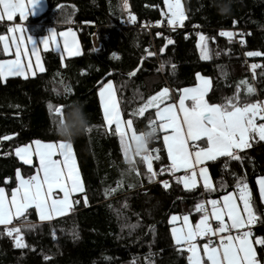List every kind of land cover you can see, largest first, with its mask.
I'll return each instance as SVG.
<instances>
[{
  "label": "trees",
  "instance_id": "1",
  "mask_svg": "<svg viewBox=\"0 0 264 264\" xmlns=\"http://www.w3.org/2000/svg\"><path fill=\"white\" fill-rule=\"evenodd\" d=\"M45 1L46 10L27 19L28 31L41 37L50 27L75 28L82 53L65 58L56 50H47L42 54L43 72L0 79V137H10L0 139V187L9 191L15 188L17 169L27 178L35 172L36 167L18 160L16 147L35 140H64L55 132L58 116L54 108L63 106V120H70L75 102L84 106L88 117L87 128L71 141L85 192L73 196V202L79 203H73L68 215L49 222H39L35 208L27 210V222L34 227L22 230L24 248L15 247L13 237L0 226V264H188V253L178 251L172 239L170 217L189 214L195 224L200 219L195 205L233 192L240 176H246L257 208L264 210L256 183L259 176H264V141L258 136L250 140V147L238 152L242 161L225 156L208 163L217 189L208 194L202 185L186 190L168 172L161 174V168L170 161L163 132L159 131V139L148 146L155 150L153 156H159L152 161L157 176L150 182L146 164L139 156L134 159L140 175L129 173L119 136L113 126H106L98 95L100 87L113 81L122 117L125 121L133 119L137 132L156 119V110L148 108L143 116L135 117L133 110L164 87L170 89L171 96L166 102H175L179 90L196 85L197 74L212 80L205 97L209 103H223L244 80L255 91L246 94V86L241 85V100L264 101V56L245 55L249 51L264 52V0H183L186 19L175 31L162 16L163 0H128V12L123 0ZM127 15L136 17L130 27L124 24ZM65 16L67 22H61ZM145 24L153 28L148 30ZM11 26L0 21V35H7ZM221 30L235 35L229 40L220 35ZM160 31L164 36L156 35ZM198 33L208 38L209 59L201 58ZM165 37L174 41L165 54L145 59L148 52L160 53L167 42ZM11 57L0 43V59ZM143 59L136 76L123 75L133 72ZM253 64L260 66L255 69V78L250 67ZM161 180L169 182L168 189ZM106 189L116 190L106 196ZM22 219L17 218L14 226ZM252 231L254 236H264V223L254 224ZM256 247L257 259L264 264V247Z\"/></svg>",
  "mask_w": 264,
  "mask_h": 264
},
{
  "label": "snow or ice",
  "instance_id": "2",
  "mask_svg": "<svg viewBox=\"0 0 264 264\" xmlns=\"http://www.w3.org/2000/svg\"><path fill=\"white\" fill-rule=\"evenodd\" d=\"M27 3L31 6L30 12H26L25 0H0V20H4L6 17L8 21H11L18 15L21 21H25L29 15L33 14L38 0H27ZM163 3L167 11L162 12V16L167 18L166 22L169 28L175 31L176 27L182 26L186 19L181 0H163ZM59 7L57 5V8ZM124 7L127 8V0L124 2ZM135 20L136 17L130 15L129 22ZM160 23L161 21H156L157 25ZM233 23L235 24L236 21ZM8 32L12 34L11 41L9 42L6 36L0 35V43L3 44L5 53H9L14 47L15 58L0 59V79L7 76H26L29 73L35 75L31 56H35V68L43 72L44 67L37 54L39 46L33 45L32 37L29 34L25 37L24 33L27 32V29L24 24L17 23L9 27ZM156 35L162 34L158 32ZM220 35L231 40L235 33L221 30ZM198 36L197 47L200 49L201 58L209 59L208 38L202 33H198ZM60 40L63 41L64 50L69 56L79 54L76 36L70 27L59 33L55 28L50 29L48 35L40 41V45L47 49L50 44L58 45ZM165 40L168 44L173 43L169 37H165ZM26 44H31L30 52L26 50ZM163 51L164 48H161L160 52ZM148 55L152 56L154 53L148 52ZM245 55L260 57L264 56V52L249 51ZM26 58L27 63H25ZM250 67L254 73L253 78H255V69L260 66L253 64ZM134 75L135 70L128 73L129 77ZM197 78L201 81L200 84L179 90L181 95L178 109L175 103L166 102L171 99V96L170 89L164 87L155 95L148 97L147 101L138 109L133 110L132 116H143L146 109L154 108L156 119L149 120L147 129L156 133L163 130L166 133L163 136V143L170 160L168 166L161 168V174L168 172L186 190L196 189L197 177H199L203 181L205 192L211 194L217 189L212 184L207 169L202 166L203 162L215 160L220 156L242 161L243 157L236 150L250 147L249 141L256 136L260 141H264V101L248 103L241 100L239 95L241 85L246 86V94L255 91L244 80L237 85L236 93L231 97H225L223 103H209L205 99L209 90V82L199 74H197ZM98 95L106 124L114 125V131L119 136L129 173L136 172L137 175H140L136 168L137 162L134 159L139 156L141 161L146 164V175L151 182L157 176V173L153 171L152 161L159 159V156H153L152 151L155 150H150L149 147L144 151L138 150L135 154L130 155L128 146L134 139L138 143L144 132H137L134 129L133 119L129 118L126 121L122 119L121 109L111 80L99 88ZM186 101H190V104H186ZM49 108L50 111L53 110L51 105ZM54 113L63 123V106L55 107ZM257 120L262 122L258 123ZM0 139L8 140L10 137L4 136ZM156 139H159L158 135H156ZM32 145L35 147L33 148ZM14 151L24 164H32L33 156L39 160L36 174L28 178L23 177L19 169L16 170L17 187L11 191L10 202L5 194V189L0 187V224L5 226L7 235L13 237L14 246L24 248L26 245L22 230L34 227L30 222H27L26 210L34 206L41 220H51L53 216L63 215L68 211L72 207V203H79V201L70 202L71 194L84 193L85 190L76 168L71 142L63 140L45 143L35 140L32 144L16 147ZM33 167L36 166L33 164ZM180 170H184L185 174L175 176V173ZM40 173L43 174L42 177ZM160 183L164 189H168L170 186L167 180H161ZM256 183L259 186L261 202L264 203V176H259ZM117 186H120V182H117ZM220 187H224L223 182ZM54 190H59L63 194L62 198L58 195L54 196ZM115 190L106 189L105 195H111ZM85 202L87 201L85 200ZM12 208L15 209V216L23 219L18 226L8 227L13 220ZM195 211L200 214V219L195 225L190 222L189 214H184L182 216L183 223L179 227L171 229L172 239L177 250H186L188 253V264H261L257 259L256 246L264 247V236H254L251 226L256 223H264V210L257 208L246 182V176L236 177L233 192H227L219 199L198 202L195 205ZM180 220L181 216L176 214L170 217V223ZM211 220L216 222V227H213ZM213 237H218V244H214ZM198 239L207 240V243L202 246L203 255H201Z\"/></svg>",
  "mask_w": 264,
  "mask_h": 264
},
{
  "label": "crops",
  "instance_id": "3",
  "mask_svg": "<svg viewBox=\"0 0 264 264\" xmlns=\"http://www.w3.org/2000/svg\"><path fill=\"white\" fill-rule=\"evenodd\" d=\"M124 2H125V0H123V8H124V10H125L126 12H128V11L130 10V4H129L128 0H127V8H125V7H124ZM25 4H26V12H30V11H31V6L27 3V0H25ZM46 8H47V6H46V1H45V0H38V4L34 7L33 14H32V15H29L28 18L31 17V16L34 17V16H38V15L42 14V13L46 10ZM28 18H27V19H28ZM27 19H26L25 21H21V20L19 19V16L17 15L16 18L13 19V20H11V21H8L6 17H5L4 20H0V21L10 22V23H12V26H14V25L17 24V23H22V24H24L25 28L27 29V27H26V21H27ZM16 20H17V21H16ZM12 26H11V27H12ZM70 28H72V27H70ZM50 29H54V27H50V28L48 29L47 33H46L44 36H41V37H37V36L31 34V33L28 31V29H27V32L24 33L25 37H26L28 34L32 37L33 45H34V46H39L38 49H37V54H38V55L40 56V58H41V59H40V63L43 65L44 70H45V65H44V60H43V56H42V54H43L44 51L52 50V49H53V50H56V51L60 52L61 55H62L63 57H65V58L73 57V56H69L68 53H67V51L64 50V47H63V41H62V40L59 41V44H58V45L50 44L49 47H48L47 49H45V48L43 47V45H40V41H41L46 35H48V32H49ZM55 29H56V28H55ZM67 29H68V28L63 29V30H57V29H56V31H57V33H59V32H61V31H66ZM72 30L74 31L75 36H76V43H77L78 48H79V54H78V55H80V54L82 53V46H81V44H80V40H79V36H78V32H77V30H76L75 28H72ZM8 34H9V33H8ZM8 34H7V35H8ZM9 42H10V40H9ZM31 47H32L31 44H26V46H25L26 50H28L29 52H30V50H31ZM14 52H15V48L13 47L9 53H5V54L8 55V56H12L11 58L6 59V60L14 59V58H15V56H14ZM74 56H77V55H74ZM31 62H32L33 70L35 71V74H36V73H41V72L39 71V69H36V68H35V64H36L35 56H31ZM25 63H27V58L25 59ZM31 75H32V74L29 73V74H27L26 76H31ZM26 76H22V77H26ZM199 76L202 77V78H206V79L208 80V82H209V90H208V93H209L210 90H211V88H212V80H211V78H210V77H207V76H204V75H201V74H199ZM7 77H10V76H7ZM5 78H6V77H5ZM200 83H201V81L197 78V83H196L195 86H197V85L200 84ZM112 85H113V90H114V92H115L116 99H117V102H118V97H117V93H116V88H115V85H114L113 82H112ZM195 86H194V87H195ZM183 89H184V88H183ZM208 93H207V94H208ZM207 94H206V96H207ZM180 95H181V92H180ZM180 95H179V97H180ZM206 96H205V97H206ZM179 97H178V99H177L175 102H172V103H175V104H176L177 109H178V107H179V105H178ZM99 99H100V98H99ZM100 104H101V102H100ZM186 104H190V101H186ZM118 105H119V103H118ZM101 107H102V105H101ZM102 111H103V110H102ZM121 116H122V114H121ZM122 119H123V117H122ZM123 120H124V119H123ZM257 122H258V120H257ZM105 123H106V122H105ZM106 126H107L108 128H110L111 126L114 127V125L109 126V125H107V124H106ZM161 131L163 132V136H164L166 133H165L163 130H161ZM42 142H44V141H42ZM45 143H49V142H45ZM136 143H137V142H136V140L134 139V140L131 142V144L129 145V147H130L129 149H130V153H131V154H132V152H131V146H132V145H135ZM249 143H250V141H249ZM30 144H32V143H30ZM163 144H164V143H163ZM32 146H33V148L35 147L34 145H32ZM164 147H165V146H164ZM247 148H248V147L244 148L243 150H245V149H247ZM165 149H166V148H165ZM243 150H236V151H237V152H241V151H243ZM166 153H167V149H166ZM167 156H168V153H167ZM16 157H17V156H16ZM222 157H225V156H220V157H217L216 159H219V158H222ZM17 158H18V157H17ZM54 158H58V157H54ZM61 159H62V158H61ZM216 159H215V160H216ZM18 160H19L20 162L23 163V161L20 160L19 158H18ZM169 161H170V160H169ZM212 161H214V160H212ZM209 162H211V161H204L203 164H202V166L205 167V168L207 169V172H208L209 178H210V180H211V182H212V184H213L212 177H211L210 172H209L208 167H207V165H208ZM34 163H36L37 166H36V168H35V172L33 173V175L36 174V172H37V168L39 167V160H38L35 156H33V162H32V164H26V165L32 166ZM76 163H77V162H76ZM20 172H21V171H20ZM177 173L179 174V176H181V174L184 173V170L177 171ZM21 175H22L23 177H25V176L23 175L22 172H21ZM40 175H41V177H42L43 174L40 173ZM25 178H27V177H25ZM197 180H198L197 186H198V185H202V186H203V181H202L199 177H197ZM257 186H258V184H257ZM16 187H17V184H16L15 188H16ZM2 188L5 189V194H6V196L8 197V200H9V202H10V200H11V191H12V190L9 191V190H7L5 187H2ZM258 190H259V186H258ZM53 194H54V196H57V195H58V196H60L61 198H62V196H63V194L60 193L59 190H54V193H53ZM75 194H78V193H73V194H71V196H70V202H73V196H74ZM238 203H239V201H238ZM9 206H10V204H9ZM72 206H73V203H72ZM240 206H241V208H242V204H241ZM208 207H209V211H210V205H209ZM30 208H34V206H33V207H30ZM30 208H29V209H30ZM71 208H72V207H71ZM71 208H70L68 211H66L63 215L53 216V218H52L51 220H41V219L39 218V214H38V212H37L38 220H39V222H49V221H52V220L58 219V218H60V217H63V216L68 215V214L70 213ZM29 209H28V210H29ZM11 210H12V213H13V220H12V222L8 225V227H10V226H14V225H15V220H16L17 218H19V217H16V216H15V209L12 208ZM26 211H27V210H26ZM182 216H183V215H182ZM182 216H181V220H180V221H177V222H175V223H172L173 225H172L171 229H172L173 227H179V226L183 223V221H182ZM190 222L192 223V225H195V224L193 223L191 217H190ZM210 222L212 223L213 227H216V222H215L214 220H211ZM0 226H4V225L0 224ZM252 226H253V225H252ZM252 226H251V228H252ZM171 234H172V232H171ZM233 234H235V231H233ZM200 240H202V239H198L197 242H198V244H199L200 247H201V255H203V252H202V246H203L204 243H201ZM205 259H206V258H205Z\"/></svg>",
  "mask_w": 264,
  "mask_h": 264
},
{
  "label": "clouds",
  "instance_id": "4",
  "mask_svg": "<svg viewBox=\"0 0 264 264\" xmlns=\"http://www.w3.org/2000/svg\"><path fill=\"white\" fill-rule=\"evenodd\" d=\"M67 16L61 22H65ZM72 116L71 119H65L63 123L60 122V119L55 120V132L58 136L63 138L66 141H73L74 138L79 136L88 126V117L84 111V106L80 103L72 104ZM144 135L141 140L135 145L131 146L132 154H135L138 150L144 151L146 148L155 140L157 135L156 132L151 129L143 130Z\"/></svg>",
  "mask_w": 264,
  "mask_h": 264
},
{
  "label": "water",
  "instance_id": "5",
  "mask_svg": "<svg viewBox=\"0 0 264 264\" xmlns=\"http://www.w3.org/2000/svg\"><path fill=\"white\" fill-rule=\"evenodd\" d=\"M172 41H173V40H172ZM173 44H174V41H173V43H171V44H168V43L166 42V44L163 46L164 51H163L162 53L160 52L158 55H157L156 53H154V55H152V56H149V55L147 54L146 57H145V59H146V58H155V57H157V56H163V55L165 54L167 48L170 47V46H172ZM152 53H153V52H152ZM143 63H144V59L140 62L139 66L135 69V75H134V76H136V75L139 73V71H140L141 68L143 67ZM111 75H112V73L108 74V75L105 77V79H106L107 77L111 76ZM123 75L129 77V76H128V73H127V74L124 73ZM134 76H131V77H129V78H132V77H134Z\"/></svg>",
  "mask_w": 264,
  "mask_h": 264
},
{
  "label": "built area",
  "instance_id": "6",
  "mask_svg": "<svg viewBox=\"0 0 264 264\" xmlns=\"http://www.w3.org/2000/svg\"><path fill=\"white\" fill-rule=\"evenodd\" d=\"M129 15H127L126 17H125V20H124V24L127 26V27H130V26H132L133 24H134V22H129ZM154 26V25H153ZM145 27L148 29V30H150L151 28H153L151 25H148V24H145ZM166 29H168V28H166ZM159 33H161L162 35H160V36H164L163 35V32L162 31H160ZM94 39H95V36H94ZM95 41V44L96 45H98V43L96 42V40H94ZM157 54V53H156ZM185 173H183L182 175H184ZM213 241L215 242H217V243H219V239H218V237H213Z\"/></svg>",
  "mask_w": 264,
  "mask_h": 264
},
{
  "label": "rangeland",
  "instance_id": "7",
  "mask_svg": "<svg viewBox=\"0 0 264 264\" xmlns=\"http://www.w3.org/2000/svg\"><path fill=\"white\" fill-rule=\"evenodd\" d=\"M181 4H182V7H183V9H184V6H183V0H181ZM167 11V9H166V7H165V11L164 12H166ZM16 18V16L13 18V19H15ZM7 38H8V40H10L11 41V37H12V34L11 33H9L8 35H5ZM113 82V81H112ZM73 155H74V152H73ZM74 158H75V155H74ZM75 162H76V158H75ZM76 168H77V171H78V173H79V175H80V178H81V174H80V172H79V169H78V166H77V163H76ZM81 182H82V178H81Z\"/></svg>",
  "mask_w": 264,
  "mask_h": 264
}]
</instances>
